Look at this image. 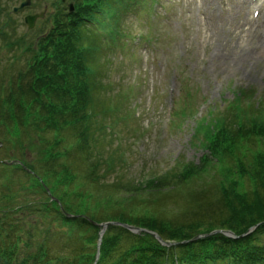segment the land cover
I'll list each match as a JSON object with an SVG mask.
<instances>
[{"label":"trees","instance_id":"obj_1","mask_svg":"<svg viewBox=\"0 0 264 264\" xmlns=\"http://www.w3.org/2000/svg\"><path fill=\"white\" fill-rule=\"evenodd\" d=\"M77 1L30 43L0 12V264H264V106L216 118L200 164L129 179L113 148L135 114L98 54L121 40L122 12L138 2Z\"/></svg>","mask_w":264,"mask_h":264},{"label":"rangeland","instance_id":"obj_2","mask_svg":"<svg viewBox=\"0 0 264 264\" xmlns=\"http://www.w3.org/2000/svg\"><path fill=\"white\" fill-rule=\"evenodd\" d=\"M25 1L0 0V12L8 15L14 37L24 36L27 43L46 35L69 3L78 4L64 0L62 7V0H32L30 7L15 13ZM136 1L122 12L121 40L116 45L108 40L98 55L102 69L110 71L105 83L126 99L130 95L129 106L122 108L124 114H135L134 120L127 118L118 126L122 149L115 145L113 154L118 159L124 154L127 177L141 180L178 165L182 168L186 162L200 164L207 151L199 141H205L216 118L238 105L264 106V48L260 43L264 40V2ZM44 11L45 17L30 30L25 18ZM139 128L143 132L133 139L131 134ZM0 158H6V153ZM21 176L13 174L14 182L24 181ZM205 176L211 177V172ZM4 193L5 182H0V199ZM25 194L39 199L32 191ZM99 246L100 241L98 251Z\"/></svg>","mask_w":264,"mask_h":264},{"label":"water","instance_id":"obj_3","mask_svg":"<svg viewBox=\"0 0 264 264\" xmlns=\"http://www.w3.org/2000/svg\"><path fill=\"white\" fill-rule=\"evenodd\" d=\"M30 3H31L30 0H28L27 2H25V3L22 4L21 8H24V7L28 6V5H30ZM71 8L73 9V6H72V5H71ZM16 10H17V9H16ZM44 16H45V13L43 12V13H41V14H37V15H34V16H29V17H27V18H26V22H27V24L29 25V28H30V29H33V28L35 27V24H36L37 20H38L39 18H43ZM108 225H109V224H103V225H100L101 227H103V232L105 231V229L107 228ZM124 226L127 227L128 229H130L131 231H134V232L146 231V232L152 234L155 238L160 239L159 235L156 234V233H154V232L147 231V230H142V229H139V228H135V227H133V226H128V225H124ZM225 233H226L227 235L231 236V237L234 236V233H233V232H225ZM168 245H170V244H168Z\"/></svg>","mask_w":264,"mask_h":264},{"label":"bare ground","instance_id":"obj_4","mask_svg":"<svg viewBox=\"0 0 264 264\" xmlns=\"http://www.w3.org/2000/svg\"><path fill=\"white\" fill-rule=\"evenodd\" d=\"M238 1H240V2L243 1V2H244V0H238ZM257 1H258V0H257ZM259 1H260V3H263V2H264V0H259ZM262 29H264V24L262 25ZM262 29H261V30H262ZM260 43L262 44V46H261V45H260V46H261L262 48H264V40H261ZM263 51H264V50H263ZM263 58H264V56H263Z\"/></svg>","mask_w":264,"mask_h":264}]
</instances>
